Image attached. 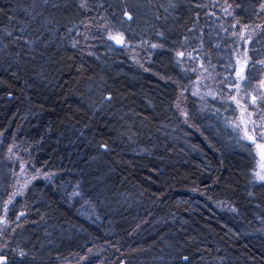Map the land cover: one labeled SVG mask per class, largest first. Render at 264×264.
I'll list each match as a JSON object with an SVG mask.
<instances>
[{"label": "trees", "instance_id": "obj_1", "mask_svg": "<svg viewBox=\"0 0 264 264\" xmlns=\"http://www.w3.org/2000/svg\"><path fill=\"white\" fill-rule=\"evenodd\" d=\"M261 4L0 0L7 264H264L236 98L264 83ZM23 165L34 178L7 207Z\"/></svg>", "mask_w": 264, "mask_h": 264}, {"label": "rangeland", "instance_id": "obj_2", "mask_svg": "<svg viewBox=\"0 0 264 264\" xmlns=\"http://www.w3.org/2000/svg\"><path fill=\"white\" fill-rule=\"evenodd\" d=\"M114 35H119V34L117 33L110 34V36H114ZM237 57L239 58V63L237 67L238 73L241 72V69L243 67V74H244L245 68L247 67V65L244 66V61L245 59L247 60L246 51L244 50V48L239 49ZM198 86L200 88L202 87L201 84ZM257 89L258 90H255L251 94L237 92L236 98H237V107H238L237 117H238L239 125L242 129H244L245 135L247 137H254V139H251V140L255 141L256 143L255 148L257 151V155H258V166L255 171V177H256V180L261 181L259 180L257 173L264 175V148L259 147V145H264V140L261 139L262 141H256L255 132L252 135L251 131L253 127H255L257 124H259L260 130H257L256 134L259 137H260L259 133L264 131V115L261 119L252 118L253 113H258L260 109L263 108L264 106V104H260L261 91H262V94L264 93V83L261 86H259ZM248 95H251V96H248ZM254 98H255V103H253ZM247 114H250V115H247ZM33 178L34 177L27 172L24 165L19 167V170L15 178V189H14V192L11 198L7 202V207L11 206L14 203V200L24 193V191L26 190L30 182L33 180ZM6 225H8V222L5 220V218H3L2 223L0 224L1 231L5 229V227H7Z\"/></svg>", "mask_w": 264, "mask_h": 264}, {"label": "snow or ice", "instance_id": "obj_3", "mask_svg": "<svg viewBox=\"0 0 264 264\" xmlns=\"http://www.w3.org/2000/svg\"><path fill=\"white\" fill-rule=\"evenodd\" d=\"M260 7H261V10H264V4H261ZM125 15L127 16L128 19H132V16H131L130 13H125ZM245 27H247V26H245ZM110 39H113L117 43H120V44H123L124 43L122 34L121 35L110 36ZM153 47H156V45H153ZM178 55L183 56L184 53L181 52V53H178ZM247 63H248V61L245 59L244 66H246ZM259 63L264 64V61H260ZM237 76H239L240 79H244V76H243V67L241 69V72L237 73ZM232 99H235V97H232ZM261 99H264V96H261ZM253 103H255V98L253 99ZM255 130H256L255 127H253V131L254 132H255ZM259 135H260V138L262 140H264V131L260 132ZM248 138L249 139H254V137H248ZM259 147L264 148V145H259ZM257 176H258L259 180L264 181V175H261L260 173H257ZM20 255L23 256L24 253L21 252ZM185 259H187V257H185ZM0 264H7V260H6L5 257L0 256Z\"/></svg>", "mask_w": 264, "mask_h": 264}]
</instances>
